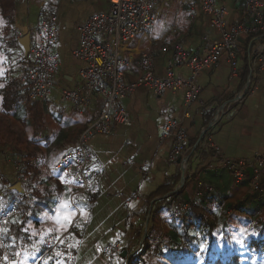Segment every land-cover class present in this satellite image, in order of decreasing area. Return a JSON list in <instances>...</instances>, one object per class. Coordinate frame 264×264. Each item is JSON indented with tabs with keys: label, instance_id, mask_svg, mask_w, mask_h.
I'll return each mask as SVG.
<instances>
[{
	"label": "crops",
	"instance_id": "crops-1",
	"mask_svg": "<svg viewBox=\"0 0 264 264\" xmlns=\"http://www.w3.org/2000/svg\"><path fill=\"white\" fill-rule=\"evenodd\" d=\"M11 1L8 6L11 22H5L0 10V52L7 64L5 72L0 74V88L11 81L22 86L29 56H25L19 41L28 35L31 44L40 10L53 11L57 15L54 52L59 60L54 92L45 103L53 105L56 120L53 134L49 132L41 138L42 130H27L20 149L22 156H16L31 165L24 174L19 172L16 160L0 150V194H3L0 205L18 198L16 194L8 193L16 191L12 186L17 182L20 183V191L17 192L27 196V200L33 192H39L43 197L41 205L34 207L27 218L14 258L22 250L40 253L42 241L47 235L32 237L34 224H30L38 208L52 211L53 219L55 213L60 212L58 229L53 234L66 232L71 223H75L76 240L71 247L74 260L66 263L62 259L61 263L126 264L127 256L123 257L121 253L119 257H107L103 252L105 246L122 243L123 250L130 255L136 246L134 244L141 239L138 235L142 234L147 221L155 234L156 223L161 226L164 220H168L166 230L162 232L165 233L171 229L170 222L178 220L172 216L175 202L168 203L167 200L168 204L159 205L162 211L159 218L155 213L151 219V204L169 195L162 194L163 185L169 184L173 186L174 193L183 192L191 197L190 186L193 183L195 187L200 181L204 186H211L214 194L227 197V202L235 203L244 198L247 178L238 185L234 184L231 174L219 166L212 152L202 143L193 156L170 161L173 138L163 136V126L167 119L175 120L186 132L189 144L193 145L211 127L205 135L225 157L231 159H250L264 151V68L247 86L251 36L242 34L234 48L238 74L231 75L226 54H221L215 65L197 76L198 97L191 103H185L182 90L156 93L139 87L126 96L121 104L128 112L131 125H115L109 134H94L89 140V149L100 174L92 181L91 200L86 201L73 178L55 166L61 155L75 148L80 131L99 115L105 102L101 96H96L87 106L61 104L58 94L61 89H73L81 82L79 71L85 63L73 55L78 45L77 26L91 14L108 10L109 0ZM180 3L188 7V17L175 14L171 0H162L154 6L155 17L150 30L134 36L121 47L123 64L120 68L128 79L139 75L138 61L142 51L153 54L154 71L162 75L175 44L194 54H202L220 41L219 32L210 26V18L203 12L198 0H181ZM214 3L217 8L226 9L224 21L227 27L243 18L251 23L246 14V0H214ZM173 70L181 77H186L189 71L185 66H175ZM215 115L217 122L210 126ZM209 164L215 167L210 168ZM182 178L183 186L177 189ZM46 179L47 183H42ZM240 186H245L243 192H240ZM256 194L264 198V175ZM29 203L30 207L34 206L30 199ZM201 203L202 207L204 204L209 207V202ZM166 209L168 213H165ZM67 211L71 215L70 222L63 219ZM35 226H38L37 222Z\"/></svg>",
	"mask_w": 264,
	"mask_h": 264
},
{
	"label": "built area",
	"instance_id": "built-area-1",
	"mask_svg": "<svg viewBox=\"0 0 264 264\" xmlns=\"http://www.w3.org/2000/svg\"><path fill=\"white\" fill-rule=\"evenodd\" d=\"M161 1L109 0L108 10L91 14L77 26L78 45L73 50V55L85 65L79 71L80 84L73 89L59 91L60 103L87 106L96 96H101L105 103L99 115L80 131L75 148L61 155L55 167L73 178L80 186V192L86 201L91 200L92 181L100 174L98 164L89 149V140L94 134H109L115 125H131L128 112L121 101L135 89L145 87L156 93L182 90L185 103H191L198 97L197 76L201 71L215 65L221 54H226L231 75L238 74L234 48L242 34L252 37L248 54L247 86L264 68V0H246V14L249 15L251 23H247L243 18L229 27L224 21L227 14L224 7L217 8L214 0H198L203 12L210 18V26L219 32L220 41L202 54H194L175 44L167 61V69L162 75L154 71L153 54L142 51L138 61L140 73L134 79H128L120 68L123 64L120 57L121 47L134 36L150 30L155 17L154 6ZM57 32L55 12L40 10L35 38L29 47V65L21 83L25 86L31 103L43 105L52 98L55 76L59 71V60L54 52ZM175 66H185L189 70L188 75L181 77L175 74L173 70ZM217 119L216 117L210 126L215 124ZM203 135L194 145L197 147L202 143L204 147L209 148L219 166L231 174L234 184L238 185L247 178L248 194L260 190L264 175V151L250 159L227 158L212 143L209 136ZM163 136L173 138L169 152L170 161L183 156H193L196 147L191 153L194 145L189 144L186 132L179 127L178 122L167 119L163 126ZM208 166L215 167L213 164ZM203 190L212 192L213 188L198 181L188 202L173 204L172 216L181 218L189 204L201 197ZM2 196L3 194H0V198ZM5 204L0 205V264H11L14 260L9 251L4 225L10 219L20 216L21 212L16 200H10ZM75 240L73 224L66 232L47 235L33 264H65L61 263L62 259L66 260V263H72L74 254L69 249ZM122 250V243H114L105 246L103 252L107 257H119Z\"/></svg>",
	"mask_w": 264,
	"mask_h": 264
},
{
	"label": "trees",
	"instance_id": "trees-1",
	"mask_svg": "<svg viewBox=\"0 0 264 264\" xmlns=\"http://www.w3.org/2000/svg\"><path fill=\"white\" fill-rule=\"evenodd\" d=\"M10 2L12 1L0 0L1 15L7 23L12 21L8 9ZM39 104L31 103L28 100L25 86L19 87L16 82L11 81L0 88V150H4L17 161L15 162L21 174H24L31 165L25 164L21 159L18 160L16 156H22L20 149L25 142V127L32 124L36 128H41L43 113L41 104ZM210 128L205 131V134L209 132ZM191 144L193 145V143ZM200 144L197 145L195 151H198ZM47 181L48 179L43 180L42 183H47ZM172 187L169 184L163 185L162 194L169 195L151 204V219L155 213L160 211V204L188 202L190 199L183 192L174 193ZM193 188L195 187L192 183L190 186L191 193H193ZM8 193L16 194L18 198L14 200L17 201L21 212L20 216L10 219L4 225L9 251L15 259L16 245L24 234L27 218L36 206L41 205L43 197L39 192L31 193L32 197L29 199L34 206L30 207L27 196L13 190L8 191ZM256 193H247L242 200L233 203L227 202V197L223 198L214 194L213 191L203 190L198 200L199 202H209V207L205 204L202 207L203 203L199 204L196 202L197 200L189 204L181 218L170 222L171 229L164 233L167 242L162 246L163 248H160L162 251L153 250V233L152 230L147 231L140 249L135 254L132 253L127 264L145 263L144 257L149 255L152 258L156 257L155 262L151 264H160L161 261L165 260L170 264H182L181 260L184 259H190L187 264H197V262L200 264H254L251 259L261 258L264 253V198L259 197ZM212 203L217 204L211 206ZM223 204L226 206L222 207ZM231 210L239 217H242L240 214H246L248 220H244V225L252 227V222H254L261 228L262 232L252 235L248 231L242 237L234 238L237 233L234 228L231 229L229 220L226 218L223 221L222 229H219V234L223 237L222 243H220V240H216L219 237V234L216 235L215 232L216 219L218 216L228 215ZM74 225L75 223H73V231H75ZM138 236L141 237V234ZM69 250L74 252L72 248ZM198 255H203L204 258L201 261L200 259L195 261Z\"/></svg>",
	"mask_w": 264,
	"mask_h": 264
},
{
	"label": "rangeland",
	"instance_id": "rangeland-1",
	"mask_svg": "<svg viewBox=\"0 0 264 264\" xmlns=\"http://www.w3.org/2000/svg\"><path fill=\"white\" fill-rule=\"evenodd\" d=\"M173 2V7H174V11L176 12L175 14L179 13L182 17H188V13H189V9L187 6H184L182 3H180L181 0H171ZM6 58H4L3 56H1V52H0V74H2L3 72H5V70L7 69L6 66ZM68 104V103H65ZM40 105V104H39ZM42 108V119H43V123L42 125H40L41 128H36L34 126H32V124H29L28 126L25 127V137L27 135V130L30 128H36V129H40V131H43V134L40 135V137H45L47 136V133H52L53 134V125L56 122L55 118L53 117V105L52 104H43L40 105ZM60 122V120H59ZM51 136V135H50ZM26 139V138H25ZM245 189V186H240L239 190L240 192H243ZM245 194H247L245 192ZM244 194V197H245ZM239 196V194H238ZM71 206V205H70ZM60 210V209H59ZM73 210V209H72ZM52 211H48L47 208H38L35 213H34V217L32 218V221H30V224L33 225L34 224V230L33 228L31 229V236L32 237H36V238H40L42 236H46L49 234H53L56 233L54 231H56L58 228L56 226H58V222H60V220L57 221V219L60 217V212L58 211V213H55V219H53V214H51ZM72 213H74V211H72ZM162 213V211H159L157 213V216L159 218L160 214ZM165 213H168L167 209L165 210ZM68 214V211L67 213ZM242 217H239L238 215H236L234 213V211L231 210V212L228 213V215L226 216H218L216 219V226H215V232L216 235L219 234V229H222V224L223 221L229 220L228 222L230 223V227L231 229H235L236 231V235H234V238L237 237H242L243 234H245L246 232L249 231V233H251L252 235H256L258 232L261 233V228L259 226H257L254 222H252V227L248 226V225H244V220H248V217H246L247 215L243 213L240 214ZM263 215V214H262ZM203 218H206L203 216ZM168 220H164V223L161 224V226L159 224H155L156 227V233L153 234V239H154V243H153V250L157 252V250H161L160 248H163L162 246L167 242V239L165 238L166 234L162 233L164 230H166V224ZM35 222H37L38 226H35ZM72 222H74V219L72 220ZM54 224V225H53ZM73 224V223H71ZM70 225V223H69ZM68 225V226H69ZM151 226L150 223L147 221L145 223V227L143 228V232L141 234V239L142 236L147 234V231L151 230ZM154 229V227H153ZM33 230V231H32ZM153 233V230H152ZM248 233V234H249ZM222 238V239H221ZM141 239L139 238V242H136L134 245V250H133V254H135L136 252H138V250L140 249L141 244L140 241ZM216 240H220L219 242L222 243L223 237L219 234V237ZM143 242V240L141 241V243ZM218 242V243H219ZM162 251V250H161ZM38 256V252L34 251V250H22L15 259H13L14 261H17L18 264H33L34 261L36 260ZM203 255H198L197 258L195 259V261H198L200 259V261L204 258L202 257ZM144 262L140 263V264H151L152 262H155V258L156 257H150L149 256H145L144 257ZM208 259V258H206ZM205 260V259H204ZM254 264H264V253L262 254L261 258H252L251 259ZM190 261V259H184L181 260L182 264H187ZM160 264H170L167 262V260L165 261H161ZM197 264H200L199 262H197ZM209 264V263H208Z\"/></svg>",
	"mask_w": 264,
	"mask_h": 264
},
{
	"label": "water",
	"instance_id": "water-1",
	"mask_svg": "<svg viewBox=\"0 0 264 264\" xmlns=\"http://www.w3.org/2000/svg\"><path fill=\"white\" fill-rule=\"evenodd\" d=\"M19 42H20V44L23 46V48H24V52H25V56L27 57L28 54H29V47H30L29 36L27 35V36L23 37ZM195 147H196V145H194V146L191 148V153L194 151ZM188 157H189V155H188ZM188 157H187V158H188ZM187 158H185V160H187ZM183 183H184V178H182V180H181V182L179 183V186H178V187H181V186L183 185ZM12 188H13L14 190H16V191H20V183L17 182L16 184H14V185L12 186ZM144 237H145V235L142 236L141 241L144 240ZM141 241H140L139 244H141ZM131 255H132V254L127 255L126 250H122V252H121V256H123V257L127 256V257H126V264H127L128 259L130 258Z\"/></svg>",
	"mask_w": 264,
	"mask_h": 264
},
{
	"label": "snow or ice",
	"instance_id": "snow-or-ice-1",
	"mask_svg": "<svg viewBox=\"0 0 264 264\" xmlns=\"http://www.w3.org/2000/svg\"><path fill=\"white\" fill-rule=\"evenodd\" d=\"M63 219L65 221H69L70 222L71 221V215L65 214V216L63 217ZM5 259H7V258H5ZM11 264H18V262L17 261H12Z\"/></svg>",
	"mask_w": 264,
	"mask_h": 264
}]
</instances>
